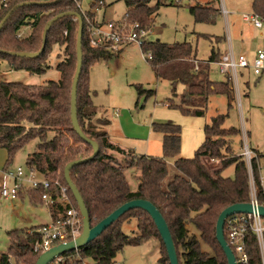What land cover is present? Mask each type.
<instances>
[{"label": "trees", "instance_id": "obj_1", "mask_svg": "<svg viewBox=\"0 0 264 264\" xmlns=\"http://www.w3.org/2000/svg\"><path fill=\"white\" fill-rule=\"evenodd\" d=\"M31 1L54 0H8L6 3L0 0V22L16 5ZM79 1L81 0H60L57 3L18 7L0 31V58L16 69L43 72L45 68L40 61L45 59L53 43L65 46V58L58 64L61 72L58 81L41 85L0 81V147L5 148L8 153V163L4 168L11 167L8 164L18 150L36 140L27 165L35 167L50 181L59 178L62 185H67L64 175L66 164L78 158H87L93 153L92 146L74 130L71 120V88L77 64L78 20L71 15L57 20L49 31L44 52L37 58L18 57L9 52L39 51L43 43L42 36L37 34L40 27L44 30L47 22L62 12L76 11L82 14ZM101 1L105 2L93 0L91 8L101 7ZM122 1L126 5L123 19L128 23L139 22L147 29L152 28L154 16L162 4L160 0L155 6H151L150 0ZM252 6L253 12L264 20V0H253ZM190 11L196 21L214 22L219 9L213 5L190 6ZM88 12L92 14L91 10ZM83 21L84 63L78 85V120L84 133L98 142L100 152L93 159L73 167L71 177L84 199L91 225H96L128 201L145 199L152 202L167 221L176 243L180 264H228L227 256L216 237L217 220L228 206L250 200L249 167L243 155H234L231 143L239 135V130L224 127L225 114L213 116L211 122L204 127L205 140L192 158L180 157L182 128L172 122L153 124L155 131L163 133L162 156L137 155L133 150H125L111 142L107 132L99 130L97 124H93L99 111L92 98L90 68L98 60L113 54L105 48L89 44L86 21ZM24 27H30L33 32L19 40L15 34ZM8 28L12 29L14 37L6 35ZM72 43H75V48H71ZM142 49L144 53L152 54L146 60L151 63L155 77L170 81L176 97L178 85L185 86L179 95L180 102L170 100L167 103L169 107L179 109L185 115L204 116L212 94L224 95L230 101L235 98V89L228 76L224 81H213L210 77V63L216 62L220 56L215 49L207 61L197 60L190 42L170 44L146 40ZM30 61L35 64H28ZM137 90L138 95L154 94L153 90H147L142 85H138ZM106 123L107 120H103L102 125ZM107 150L129 155L131 159L127 160L125 157L124 160H118ZM260 156L263 155L256 153L251 167L259 201L264 204V189L259 175ZM172 157L176 158L173 176L168 162ZM205 157L220 160L221 166L209 169L204 162ZM231 165L235 166V175L226 177L223 171ZM128 167H136L140 172L136 190L131 189L125 174ZM27 191L31 192L27 194L33 204L44 203L43 195L47 190L42 184L24 189L20 192V198ZM56 191H59L58 187ZM69 196L78 208L71 190ZM50 211L52 219L56 221L65 213V207L58 204L51 207ZM131 214L143 216L147 220H138L139 232L130 236L123 231L122 221ZM41 227L10 230V246L7 253L0 257V264H12L14 257L22 259L23 264H35L40 255L35 251V245L41 239ZM155 237L160 238L166 252L165 257L161 254L159 262L170 264L165 244L151 216L141 209H132L85 247L64 254V264L82 263L87 259L93 264H115L118 253L125 246H136ZM247 251L251 258L250 264H263L258 240L252 231L247 234Z\"/></svg>", "mask_w": 264, "mask_h": 264}, {"label": "rangeland", "instance_id": "obj_2", "mask_svg": "<svg viewBox=\"0 0 264 264\" xmlns=\"http://www.w3.org/2000/svg\"><path fill=\"white\" fill-rule=\"evenodd\" d=\"M160 1L162 4L159 5L155 14L156 21L154 23L153 19L154 26L146 37L148 41L159 40L170 44L190 42L196 57L202 60H208L213 47L218 53L220 51V54L228 53L232 48L235 55L245 53L250 61L255 57L253 55L256 54L258 47L264 48V37L261 36L264 29H256L242 19L243 13L253 12V0H217L218 5L220 7L225 5L230 13L227 19L221 12L214 22L196 21L189 8L193 4L191 0ZM176 1L180 3L177 4ZM199 1L205 3L210 0ZM158 2L159 0H150L151 6H155ZM92 3L93 0H81V6L85 11H90ZM125 13L126 5L122 0H105L104 6L96 10L97 18L101 21L120 19ZM9 29L6 35L14 37L12 29ZM32 32L30 27H24L15 36L20 40L30 36ZM37 34H40V37L43 35V27H40ZM218 37L221 39L218 40ZM71 48H75V43L71 44ZM64 51V45L53 43L45 59L40 61L45 70L39 73L25 68L10 67L8 61L0 58V81L20 82L26 85H41L49 81H58L61 78L58 64L65 58ZM146 56L140 44L133 42L125 46L119 55L102 58L91 66L90 88L94 104L99 111L98 116L101 117V119L94 117L93 124H97L99 130H104L103 119H109L111 123L107 130L112 140L118 142L121 137L119 121H122L128 135L145 139L148 137V130L151 131L152 123L171 121L182 128L180 157L192 158L203 143L204 138L201 135L204 133L205 125L211 122L213 116L225 114L224 127H235L239 130V135L231 141L234 155H242L245 152L246 142L253 151L263 155L260 156L259 166L264 186V69L260 75H256L251 68H239V88L235 87V98L230 101L224 95L212 94L204 116L196 117L185 115L181 110L169 107L167 103L170 100L180 102V94L177 97L173 94L170 81L155 77L151 63L146 60ZM28 64L35 63L30 61ZM210 67V77L213 81L226 79L227 75L219 72L216 63H212ZM138 85H142L147 90H153L154 94L151 96L147 93L138 95ZM180 91L181 86L179 85L178 92ZM151 132L150 147L148 148L149 142L147 141L143 145H136L133 151L137 155L156 156L157 153L159 154L157 156L163 155V133L155 130ZM195 136L199 137L198 143L200 142L196 149H194ZM35 143L36 140L30 141L18 150L8 164L12 168L23 167L24 178L29 173L27 159L34 151ZM107 151L115 155L118 160H124L125 157L127 160L131 159L129 155ZM7 157V150L0 147V186L2 185L3 168L8 163ZM175 159V157L168 159L171 176L176 171L173 166ZM125 174L131 189L136 190L140 175L138 168L128 167ZM223 174L226 177H234L235 166L227 167ZM35 178L42 181L43 175L37 173ZM27 193L31 192H24V195L16 200L6 199L0 193V257L7 253L10 246L8 237L10 230L51 222L50 207L44 203L33 204ZM138 220L146 222L147 219L133 214L124 219L122 221L123 231L130 236L139 232L136 223ZM203 247L207 249L206 246ZM131 253H141L149 264H162L159 262L161 254L163 257L166 256L160 238L155 237L143 241L139 246H125L118 253L115 264H135V262L140 264V259H130ZM87 262L93 264L89 259ZM12 264H23L22 259L14 257Z\"/></svg>", "mask_w": 264, "mask_h": 264}, {"label": "built area", "instance_id": "obj_3", "mask_svg": "<svg viewBox=\"0 0 264 264\" xmlns=\"http://www.w3.org/2000/svg\"><path fill=\"white\" fill-rule=\"evenodd\" d=\"M3 1L6 2V0ZM100 5L102 7L104 2L101 1ZM78 6L83 19L86 21V32L89 44L92 47L105 48L110 54H116L124 45L133 42L139 43L142 48L143 42L147 40L146 37L151 29L143 27L139 22L128 23L125 19L121 21H101L96 14V10L101 7L91 8L92 14H90L82 8L81 1L78 2ZM243 17L245 20L252 22L257 28L264 29V20L259 14L255 12L245 13ZM145 54H147L146 59L152 57L151 53ZM217 64L219 70L228 76L234 89L235 87L239 88V68H251L256 75L263 72L264 49H259L252 61L248 59L246 54L235 55L233 50L230 49ZM242 155L245 157L249 169L251 168L250 200L248 202L252 203L254 210L251 213H234L228 216L224 225L225 237L236 256L238 264H250L251 258L247 251V234L249 231L254 232L264 264V216L260 215L257 209L264 204L259 201L256 181L252 174V167H250L255 154L246 144L245 152ZM37 173L39 172L35 167H29L28 176L24 178L25 170L21 166L3 168L0 193L6 199L16 200L20 198V192L24 189L42 184L47 190L43 195L45 204L50 208L58 204L65 207V213L59 219L56 221L52 219L50 223L42 225L40 228L41 239L35 245V251L41 254L59 243L76 239L82 233L83 218L79 208L74 205L69 196L70 189L68 185H62L59 178L50 181L44 175L42 181L38 180L35 178ZM261 185L263 186L262 178ZM55 186L59 188V191H56ZM65 262L66 260L61 256L51 264H64ZM73 264H88V262H74Z\"/></svg>", "mask_w": 264, "mask_h": 264}, {"label": "water", "instance_id": "obj_4", "mask_svg": "<svg viewBox=\"0 0 264 264\" xmlns=\"http://www.w3.org/2000/svg\"><path fill=\"white\" fill-rule=\"evenodd\" d=\"M60 0H54L50 2H21L18 5H16L0 22V31L2 30L4 24L8 20V18L11 16L13 11L21 6L29 5V4H49V3H57ZM75 16L78 20V30H77V43H76V54H77V64H76V70L75 74L73 76L72 81V88H71V120L73 124L74 130L77 132V134L88 144H90L93 148V153L87 157V158H78L75 160H72L68 162L64 169V175L66 183L71 190L78 208L82 214L83 218V229L82 233L74 240H71L69 242H62L58 245L53 246L49 250L44 251L41 253L36 261L35 264H51L54 260L57 258L63 256L66 253L77 251L86 245H88L90 242L95 240L97 237L101 236L102 233L111 226L114 222H117L121 219V217L126 214L128 211L132 209H141L145 212H147L151 218L153 219L160 236L165 244L168 258L170 261V264H180V258L178 254V250L176 247L175 240L172 236L170 227L165 220L164 216L162 215L161 211L150 201L145 199H133L131 201H128L118 207L116 210H114L111 214H109L107 217L102 219L99 223L92 226L90 221V216L88 209L85 205L84 199L77 187V185L74 183L71 177V170L73 167L80 165L90 159H93L96 157L100 152V145L98 142L86 135L79 123L78 120V109H77V99H78V85L81 78L82 70H83V63H84V53H83V32H84V21L83 17L79 12L76 11H67L62 12L60 14H57L52 19H50L47 24L45 25V28L43 30L42 35V46L41 49L37 52H9L12 55L18 56V57H27V58H37L39 57L46 48L47 38L49 31L52 27V25L59 19L67 16ZM256 209V208H255ZM258 211L260 215L264 216V205H260L258 208ZM254 210V206L250 202L245 203H236L233 205L228 206L225 208L221 214L219 215V218L217 220L216 225V237L223 248L228 264H238L236 256L232 250V248L229 246L226 237H225V231H224V225L225 220L228 216L234 214V213H251Z\"/></svg>", "mask_w": 264, "mask_h": 264}, {"label": "crops", "instance_id": "obj_5", "mask_svg": "<svg viewBox=\"0 0 264 264\" xmlns=\"http://www.w3.org/2000/svg\"><path fill=\"white\" fill-rule=\"evenodd\" d=\"M192 1V5H190V6H203V7H206V6H209V5H213L214 7H216L217 9H219V12H218V14H220L221 12H223V14H224V16L228 19V15H229V11L227 10V8H226V6L225 5H222V7H220V5H218V2H217V0H210V1H205V3H202L201 1H199V0H191ZM176 3H177V1H176ZM179 3H180V1H179ZM179 3H177V4H179ZM104 6V5H103ZM190 8V7H189ZM191 12V11H190ZM243 14H245V13H243ZM243 14H242V19L245 21V22H247V23H250V24H252V26H254L256 29H259V30H262V29H260V28H257L252 22H250V21H247V20H245L244 19V17H243ZM125 15V14H124ZM124 15L120 18V19H117L116 21H121L122 19H123V17H124ZM196 20V19H195ZM155 21H156V18H155V16H154V23H155ZM153 26H154V24H153ZM152 26V27H153ZM261 36L262 37H264V32H262L261 33ZM130 44V43H129ZM128 44H126V45H124L121 49H120V51L119 52H117L116 54H113V55H119L120 54V52L123 50V48L125 47V46H127ZM213 49H215V47H213L212 48V50ZM230 49H232V48H230ZM259 49H264L263 47H258V50ZM220 49H218V51H219ZM257 50V51H258ZM211 53H212V51H211ZM219 53H220V51H219ZM224 54H226V52L225 53H221L220 54V56H219V58H218V60L216 61V62H213V63H216L217 64V62H219L220 60H221V57L224 55ZM245 54V53H244ZM256 54H257V52H256ZM256 54L255 55H253V56H256ZM247 55V54H246ZM210 56H211V54H210ZM210 56H209V58H210ZM197 58V57H196ZM209 58H208V60H209ZM197 60H200V61H207V60H202V59H198L197 58ZM253 60V59H252ZM210 64H212V63H210ZM218 65V64H217ZM221 74H223L221 71H219ZM224 75H226V74H224ZM180 86H181V91L180 92H178V87H177V92H178V94H180L181 95V93L184 91V89H185V86L184 85H182V84H179ZM178 85V86H179ZM99 114V113H98ZM116 115H118V112H116ZM196 117H201V116H196ZM97 119H101V117L100 116H98L97 115V117H96ZM103 120H105V119H103ZM166 122H171V121H166ZM187 122H188V120H187ZM110 123H111V121L108 119L107 120V123H106V125H103L104 126V130L107 132V134H108V136H109V139L111 140V142H113L114 144H116V145H118V146H120L121 148H123V149H125V148H127V149H129V150H133L135 147H136V145H143L146 141L147 142H149L148 143V148L150 147V143H152L151 142V135H152V132L151 131H154V128H153V124L154 123H152V125H151V131L150 130H148V137H147V139H145V138H135V137H132L131 135H128V133H127V131L125 130V128H124V125H123V123H122V121H119L118 123H119V128H120V131H121V137H120V140L118 141V142H114L113 140H112V138H111V135H110V133H109V131L107 130V128L110 126ZM173 123V122H172ZM204 132V131H203ZM199 133V132H198ZM201 136H203V142H204V140H205V132L201 135ZM234 139V138H233ZM198 140H199V137H194V149H196L197 147H198V145L200 144V142L198 143ZM202 140V139H201ZM154 141V140H153ZM246 144H247V142H246ZM162 145H163V140H162ZM247 146H248V144H247ZM250 148V147H249ZM163 149V148H162ZM181 149H182V146H181ZM193 149V150H194ZM126 150V149H125ZM250 150H252L251 148H250ZM149 152V151H148ZM252 152L256 155V151H253L252 150ZM146 155H148V154H146ZM150 155V154H149ZM157 155H159L158 153H157ZM156 155V156H157ZM184 157V156H183ZM204 162H205V164L208 166V168L209 169H216V168H219L220 166H221V162H220V160H218V159H212V158H209V157H205L204 158ZM6 166V165H5ZM4 166V167H5ZM249 167V166H248ZM260 167V166H259ZM249 171H250V169H249ZM260 173H261V171H260V168H259V175H260ZM252 174H253V172H252ZM254 176V175H253ZM260 179H261V175H260ZM257 186V185H256ZM262 186V185H261ZM263 187V189H264V186H262ZM133 190V189H132ZM135 190V189H134ZM44 204H45V202H44ZM51 221H52V216H51ZM137 223V222H136ZM44 224H46V223H43V224H39V225H32L31 227H29V228H27V227H22V228H27V229H32V228H34V227H37V226H42V225H44ZM135 234V233H134ZM139 245H142V243L141 244H139ZM139 245H136V246H139ZM132 246H134V245H132ZM127 247V246H126ZM127 253H129V252H127ZM140 259V264H149L148 263V261H146V259L145 258H143V255L140 253V254H130V259ZM135 264H136V262H135Z\"/></svg>", "mask_w": 264, "mask_h": 264}]
</instances>
